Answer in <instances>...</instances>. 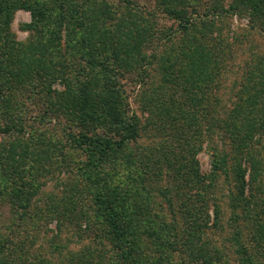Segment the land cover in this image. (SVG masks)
I'll return each instance as SVG.
<instances>
[{
  "label": "trees",
  "instance_id": "1",
  "mask_svg": "<svg viewBox=\"0 0 264 264\" xmlns=\"http://www.w3.org/2000/svg\"><path fill=\"white\" fill-rule=\"evenodd\" d=\"M116 5L0 0V133L11 137L0 145V264L29 256L14 241L21 222L6 223L2 206L33 217L42 178L71 165V153L83 157L70 178L56 176L68 180L39 221L94 237L78 249L57 245L61 264H225L226 252L206 241L209 229L224 228L223 174L235 189L230 218L245 222L231 246L242 264H264V50L251 49L227 87L243 38L231 40L220 22L237 13L264 33V0ZM18 10L31 14L25 40L12 27ZM134 84L144 120L131 105ZM35 107L43 110L33 117ZM53 116L69 123L63 138L32 131V120ZM205 148L208 174L198 159Z\"/></svg>",
  "mask_w": 264,
  "mask_h": 264
},
{
  "label": "rangeland",
  "instance_id": "2",
  "mask_svg": "<svg viewBox=\"0 0 264 264\" xmlns=\"http://www.w3.org/2000/svg\"><path fill=\"white\" fill-rule=\"evenodd\" d=\"M111 3L119 5V0H109ZM147 6H150L151 0H142ZM230 0H225V3L228 4ZM116 5V6H117ZM31 20L30 12L26 10H18L15 14V18L12 24L13 30L15 31L19 40H25L29 33L24 31L21 28V25L25 22H29ZM167 25L177 26V23L173 20H164ZM225 25L224 34L228 36L231 40L235 39V36L240 37L242 42L236 44V49L241 50L242 54L238 55L237 58L232 61L234 65L229 72L227 73V87L231 88L233 81L236 78L241 77V74L244 69V61L248 56V52L251 49H255L256 51L264 50V33L260 30V28H252L250 26V19L246 16H240L237 13L230 14L224 20L220 21ZM220 23V24H221ZM246 33V35L241 36V34ZM56 87L62 88L59 84H56ZM129 89L131 90L130 99L132 108L143 117L140 110V102L138 96L139 86L138 84L132 85ZM226 98L227 94L230 91L229 89L225 90ZM27 102V100H26ZM43 109L39 107H35L30 114L34 115L33 117L38 116L40 111ZM38 120V119H37ZM3 123V119H0V124ZM33 124V132L34 133H44L48 136H57L63 138L64 129L68 126V121L61 117V119H56V117H45L40 122L31 121ZM11 140V137L0 133V145L8 143L7 141ZM150 139L147 137L144 138V142L147 143ZM218 143L221 142L218 140ZM70 154L69 152L67 153ZM73 154V160L71 165H67L66 163L63 165H59L56 173L54 175H49L47 177L42 178V181L45 180L47 184H43V187L40 190V193L35 196L33 201V217L28 219H19V215L16 214L17 210L12 206V203H6L2 206L3 216L6 223L11 224L13 219H16L17 223L21 222L20 230L14 231L16 234L14 241L17 243L24 242L25 248L29 251L28 258L23 260L19 264H38L40 259L48 258L51 259L52 262L61 264L62 258L59 256L58 246H66L65 249H78L85 243L94 237V233L88 231H79L78 226L76 224H65L61 227V230L57 226V221L52 220L46 225H41L39 221V213L40 208H44L46 204L50 201L49 198H53L55 193H60L63 189V183L68 180H63L58 183L59 178L56 176L60 175V180L65 179L68 175H72L73 171L71 169H76L77 162L83 156L77 153ZM70 154V155H71ZM198 159L200 162V167L203 173L208 174L212 168V158L210 151L205 148L198 154ZM60 172V174H59ZM58 173V175H56ZM264 174V172H263ZM232 174L229 176L222 175L220 179L217 181L220 189L217 191V195L222 196L223 198L220 200L222 203L223 209V225L224 228L220 229H209L207 232L206 241L209 243V247L211 249H223L226 252L227 256L224 258L227 262L225 264H242L238 254L235 252V248L231 246L230 238L233 236V232L235 230V226L238 224L242 225L245 222L243 220H237L238 222H234L231 220V210L229 207V191L235 190L233 187ZM263 179L264 184V175L261 177ZM261 197L264 196V192L260 193ZM157 198L156 201L161 202L162 198L155 194ZM167 204V203H166ZM259 206V205H258ZM169 210V209H167ZM212 215L213 210L211 209ZM16 217V218H15ZM170 221V220H169ZM236 223V224H235ZM86 229L85 226H83ZM81 235V236H80ZM248 242V241H247ZM181 244V243H180ZM182 245V244H181ZM179 253L176 254L175 258H178ZM224 260V261H225Z\"/></svg>",
  "mask_w": 264,
  "mask_h": 264
}]
</instances>
